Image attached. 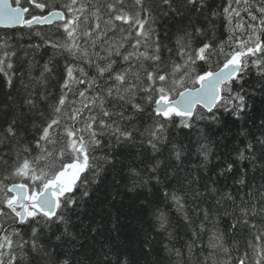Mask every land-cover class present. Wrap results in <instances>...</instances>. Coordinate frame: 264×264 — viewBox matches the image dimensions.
Wrapping results in <instances>:
<instances>
[{
	"label": "snow or ice",
	"instance_id": "1",
	"mask_svg": "<svg viewBox=\"0 0 264 264\" xmlns=\"http://www.w3.org/2000/svg\"><path fill=\"white\" fill-rule=\"evenodd\" d=\"M206 7V0H0V28L27 29L40 38L36 50H52L26 69L30 84L20 107L31 116L30 129L21 130L24 113L13 111L0 132V264H92L96 249L77 257L98 231L85 226L86 209L102 188L111 189L112 202L121 190L143 197L148 231L155 232L141 242L145 255L157 251L156 237H166L167 264H264V184L257 197L246 180L248 166L264 180V118L257 122L264 112L256 107L257 94L264 105V0H228L224 40L215 38L211 19L219 12L196 22ZM169 18L176 23L172 38L157 28ZM36 26H49L51 34ZM12 39L0 36V74L3 86L15 89L24 73L14 68ZM57 57L65 61L59 77ZM53 80L58 92L50 89ZM6 100L14 101L11 93ZM238 121L235 159L218 173L237 174L235 195L216 180L201 191L199 177L176 175L184 149L170 141L173 128L199 129L197 151L207 162L211 149L199 126ZM169 144L174 160L160 159ZM133 148L140 170L124 163ZM181 188H190V211L189 191ZM173 208L191 228L180 247ZM225 218L231 232L246 231L243 251L238 241L226 245L219 224ZM99 252L96 264H133L119 243Z\"/></svg>",
	"mask_w": 264,
	"mask_h": 264
},
{
	"label": "trees",
	"instance_id": "2",
	"mask_svg": "<svg viewBox=\"0 0 264 264\" xmlns=\"http://www.w3.org/2000/svg\"><path fill=\"white\" fill-rule=\"evenodd\" d=\"M228 0H206L207 7L204 9L202 14H195L198 16L196 20L197 23L202 24L204 17H211L213 11H217L220 15L216 17H211L212 22L216 25L215 38L217 40H224L227 38V31L225 30V24L227 23L225 16L223 14V8L227 6ZM38 12V10H36ZM189 16L194 15V10L188 11ZM157 28L161 35L165 31L169 33V37L172 38L175 33L176 23L173 19L169 18L162 24H157ZM44 31L51 34L49 26H36L34 31ZM7 33L12 36L13 39L11 43L14 45V50L17 53L13 57L14 68L19 69V72L24 73L22 77L18 75L15 78V89L7 88L3 86V76L0 74V132L3 131L7 122L11 119L13 111L19 113L23 112V126L22 131L27 132L31 127V116L28 113L26 107L21 108L20 105L25 98L26 90L23 85H29V77L26 69L28 68L29 62L35 58L39 64H43L49 59L52 50L50 48H41L39 50L35 49V45L41 43L40 38L35 35H29V30L27 29H13V28H0V36ZM165 43H169L165 40ZM57 77H59V69L63 67L65 61L63 58L57 57ZM39 69H34L33 74H38ZM255 72V70H253ZM21 81L23 83H21ZM250 84L256 83L255 74L249 80ZM50 89L58 92L59 85L57 80H53L50 84ZM11 93L14 101H7V94ZM260 96L257 94V111L264 112V105L259 103ZM5 103L11 104V108L7 111L4 110L3 105ZM43 106V105H42ZM264 118V116H257V122L259 119ZM242 121H238L235 124L227 122L225 125H214L211 129L201 124L199 127L204 129L207 134V140L209 141V148L211 153L207 162L197 151L199 148L200 133L199 129H183L178 130L173 128L169 134V139L172 143L176 144L177 147H183L184 157L182 161V167L176 172V175L183 181L185 175L189 180L194 177L200 178V190L203 191L202 185H211L213 180L218 181L215 185L216 187L225 190L232 191L236 194V189L238 186L235 185L234 180L237 174H227L226 176H219L218 173L221 172L222 168L226 166L227 162L235 159L234 149L237 147L239 140L238 131L242 125ZM248 126L251 127V121L248 122ZM28 139L31 140L32 136L29 135ZM139 149H131L130 154H125L123 157L124 163L130 165L137 170L142 169L143 165L140 163L141 157L137 155ZM171 144L164 149V155L160 159L168 157L170 160H174V157L170 155ZM164 165H161L163 169ZM249 167L247 174V184L249 188H252L258 197L260 194V186L264 184V180L261 178L260 171L253 173L251 167ZM0 171H2V166H0ZM118 178V177H117ZM109 181H111L112 176H109ZM163 179V176H161ZM173 187H181L176 184V181L172 182ZM198 185L193 184L191 187H197ZM182 191H189L188 205L190 211L191 205V194L190 188H181ZM247 188H242L241 192H246ZM110 188H102L96 195L93 196L92 200L87 206V214L89 219L85 220V226L90 225L98 229L97 232H90L85 243V248L80 250L78 259H83L85 255L91 256L92 250H97V256L93 257L92 264H96L97 260L102 259L103 254L99 252L102 246H108L113 243H119L122 248L128 251V254L133 261V264H167V260L164 258V253L162 251L163 245L167 243L166 237H156L155 249L156 252L153 255H145V249L141 248V242L145 239V233L148 237H155V232L148 231L150 217L145 216L140 207V202L143 197H137L135 193H125L122 191L121 197L117 199L116 202L111 201V196L106 195L110 192ZM209 203H214L211 198H209ZM207 207V204L202 205ZM83 218V217H82ZM171 220L173 229L176 232L177 240L175 241L176 246L180 247L184 242L190 240L191 238V228L185 226V222L182 219L180 212L174 208L171 211ZM198 224L199 221L197 220ZM220 228L226 233V245L229 248L233 247V242L238 241L240 250L243 251L244 239L247 235L246 231L242 234L240 232H231L229 230L230 220L221 219ZM195 226V225H193ZM113 238H118L113 240ZM79 247V245H77ZM232 255L235 257L238 255L237 252L233 251ZM84 264H87L85 261Z\"/></svg>",
	"mask_w": 264,
	"mask_h": 264
}]
</instances>
